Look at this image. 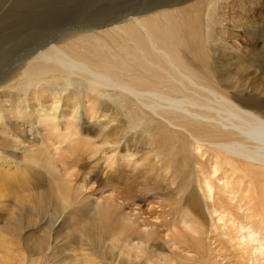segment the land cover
I'll return each instance as SVG.
<instances>
[{
  "label": "bare ground",
  "instance_id": "6f19581e",
  "mask_svg": "<svg viewBox=\"0 0 264 264\" xmlns=\"http://www.w3.org/2000/svg\"><path fill=\"white\" fill-rule=\"evenodd\" d=\"M148 17L129 18L135 28L112 21L80 32L85 44L49 43L19 77L0 82V264H65L64 251L74 253L65 254L71 264H202L219 246L239 264H264V108L192 92L182 48L188 31ZM157 125L186 153L208 154L190 209L169 233L179 252L169 246L168 254L157 251L155 226L125 212L118 189L93 198L99 176L115 180L147 162L160 169ZM198 202L206 226L189 218Z\"/></svg>",
  "mask_w": 264,
  "mask_h": 264
},
{
  "label": "rangeland",
  "instance_id": "374dc122",
  "mask_svg": "<svg viewBox=\"0 0 264 264\" xmlns=\"http://www.w3.org/2000/svg\"><path fill=\"white\" fill-rule=\"evenodd\" d=\"M162 11L165 12L163 15L158 14ZM132 17H148L144 19L148 24L153 22L160 27L171 24L188 31L184 33L182 48L183 59L192 71L191 78L196 85L192 92L203 96L206 91L235 95L264 108V0H0V82L9 81V76L19 77L25 64L51 43L59 45L62 40L68 44L74 39V43L85 44L80 38L92 34L91 30L99 31L100 24L107 25L112 21L127 24ZM129 24L132 28L138 27L135 23ZM88 26L90 28L85 29ZM0 95L2 101L4 94ZM152 137L160 169H150L147 162L144 168L145 165H141L134 166L131 172L125 170L127 174L121 171L115 180L114 177L111 180L110 176H99L93 186L98 188L93 198L100 197L101 188L107 195H112L106 186L112 185L115 191L118 189L116 194L120 195L125 212L128 210L126 213L130 216L133 214L131 218L137 219L140 225L155 226L159 230V239L155 243L157 251L168 254L172 247L171 227L179 228L185 206L187 211L190 209L188 197L195 186L197 169L206 172L203 168L208 154L197 159L191 147L186 153L182 144H178L180 138L175 140L159 125L154 127ZM97 144L93 141L94 146ZM143 152L149 156L148 150ZM97 153L94 160L98 164L103 158L100 152ZM8 154L10 151L7 156L11 157ZM171 154H174L172 158ZM44 163L51 174L57 173L53 168L55 161L45 154ZM101 164L98 166H104L103 162ZM33 168L29 171L37 172L36 167ZM199 208L198 202L196 211L189 218L202 219V225L206 226ZM37 234L34 230L29 235ZM67 252L74 253L63 252L65 264H71L69 253L65 257ZM209 254V259L202 264H239L240 261L235 258L236 253L225 251L222 246Z\"/></svg>",
  "mask_w": 264,
  "mask_h": 264
}]
</instances>
